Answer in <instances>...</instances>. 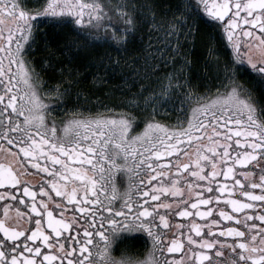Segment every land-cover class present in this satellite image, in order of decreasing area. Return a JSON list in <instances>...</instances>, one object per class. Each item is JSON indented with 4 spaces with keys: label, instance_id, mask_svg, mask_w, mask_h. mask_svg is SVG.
I'll return each instance as SVG.
<instances>
[{
    "label": "snow or ice",
    "instance_id": "snow-or-ice-1",
    "mask_svg": "<svg viewBox=\"0 0 264 264\" xmlns=\"http://www.w3.org/2000/svg\"><path fill=\"white\" fill-rule=\"evenodd\" d=\"M201 7L210 19L201 15ZM102 12L99 3L48 0L43 11L33 14L27 9L24 0H0V138L8 144H15L19 153H22L35 169L50 174L53 179L49 183L57 195L75 201L79 213L84 214L82 219L92 217L89 221L91 225H95L96 222L97 213L94 210L96 206L109 216L113 213V201L118 194L115 187L109 193L105 183L106 177L117 168L126 170L130 176V185L120 196L123 207L127 209L126 212L119 213L123 217V226L133 231L141 229L147 231L153 238L154 245L160 247H163L161 234L154 222L156 209L163 207L171 211V208L167 203L149 206L146 198L150 196L151 200L156 201L158 195L150 194L144 182L137 180V173L144 169L145 165H148V171L151 172L153 157L157 160L161 157H171L173 153H180L183 148V155L188 162L177 161V175L189 169L191 165L194 170L190 172V176L198 178L201 183L187 182L189 194L194 195L195 199L191 201L190 206H184L178 201L180 208L175 215L210 218L215 209L220 217L209 219L206 225L207 239L200 238L205 225L195 221L191 223L189 231L182 234L188 242V252L191 253V257L187 258V264H202L203 261L213 264L208 251L204 250L213 249L215 245L222 249L227 244L226 240L213 238L214 233L237 238L232 248L234 252L238 245L239 258L233 260L232 264H264V229H260L254 222V220L264 222V166L259 167L258 181L248 171L242 173L243 181L235 178L236 165H247L257 157L264 159V102L257 98L251 88L237 80V73L243 67L242 63L233 66L226 62L217 90L214 93L209 90L208 95L197 94L193 97L191 94L181 93L180 89L187 82H181L173 73L168 74L167 86L161 80L160 92L153 90L143 97L142 103L145 111L151 107V114H155L162 106H171L172 110L178 113L174 126L165 127L162 123L148 122L142 132L132 135L130 132L132 122L123 115L120 118L98 115L69 121L64 125L61 134L55 120L51 123L46 120L47 107L40 97L38 88L39 73L30 66V59H26L29 49L35 42L34 34L39 33L40 25L47 23L49 17L56 18L53 19V24L60 25L70 24L72 20L68 17H71L74 18L76 25L86 24L89 30L95 29L91 35L96 38L101 27L107 29L109 26L104 22ZM128 15L127 26L122 29L124 35L122 36L114 27L111 38L124 42L127 36L137 30V21L131 13ZM198 20L213 27H219L217 21L223 23L227 39L238 54L241 47L239 43L241 32L244 37L252 38L253 30L259 29L256 38L260 43L257 47L264 52V0H212L211 3L209 0H198V3L185 0L179 10V17L174 14L170 19L161 17L158 20L153 14L149 28L165 32L168 38L165 49L170 48L171 54L176 55L180 54L183 47L182 36L187 39L198 30L196 27ZM105 36L107 38V33ZM172 37H175L174 42ZM165 49L156 48L149 52L145 56L146 64L149 61L158 63L163 59ZM156 52L161 55L157 56ZM248 64L259 77V82L264 84V58L258 64L248 58ZM141 88L144 86L141 85ZM64 92H67V89ZM64 92H58V95H63ZM193 100L195 106L191 107L189 113L188 103ZM10 152L11 149H6L5 157L0 159H6L7 153ZM14 162L13 160L0 163V186L9 189L0 194V200L5 196L15 197V192L20 191L19 186L23 183V196L32 198L31 211L38 216L42 214V219L47 228L51 229L54 239L50 240L41 218L35 219V227L31 229L30 234L24 227L19 226V221L16 222L17 226H6L5 219H0V233L6 238H0V264H56L57 261L63 264L65 258L67 264H95L90 251L93 245L92 237L99 236L103 240L100 247H106L109 235L103 229L93 233L86 228L84 232L86 243L80 244L81 256H84V259L73 260L71 257L75 248L66 252L65 249L69 246L64 241L67 237L61 235L70 228V222L55 217L44 200H40V206H37L35 201L37 192L33 191L27 182L22 181V174L11 166ZM74 164L79 166L73 167ZM209 167L211 170L205 174V169ZM221 174L224 177L223 182L218 179ZM168 175L167 172L156 173V176L161 178ZM229 178L234 180L231 185L227 183ZM148 179L151 180L153 177L149 175ZM60 180L81 183L79 188L74 187L67 191L62 190ZM245 186L249 189H259V192L243 190ZM152 187L156 189V185ZM13 188L15 192L12 191ZM205 189L209 193L207 196L203 194ZM170 190L174 196L181 192L177 187V179H172L170 187L162 186L157 189L158 192ZM237 190L248 199L233 198ZM45 191L44 186L39 188L40 193ZM213 192L218 194L213 195ZM23 196L20 197L21 200ZM222 202H225L232 211H226L221 207ZM86 203L92 207L82 206ZM233 213H242L243 220ZM99 218L102 221L106 219L103 214ZM222 221H238L245 224L247 234L238 227H213L220 225ZM106 222L110 226H115L109 229L110 232L121 229V224L114 219L109 218ZM159 222L164 228L169 227L165 215H159ZM248 236L251 239H248ZM257 240L259 243H256ZM45 246L47 250H44ZM192 246H199L204 250L194 251ZM181 247L182 240L173 239L167 247V252H179ZM85 253L88 255L85 256ZM216 254L221 255L219 249L216 250ZM184 259L182 258L181 262L173 261V264H182ZM145 264H160V261H153L150 256Z\"/></svg>",
    "mask_w": 264,
    "mask_h": 264
},
{
    "label": "flooded vegetation",
    "instance_id": "flooded-vegetation-1",
    "mask_svg": "<svg viewBox=\"0 0 264 264\" xmlns=\"http://www.w3.org/2000/svg\"><path fill=\"white\" fill-rule=\"evenodd\" d=\"M104 1L108 0H82V2L85 3H99L103 9V12L107 15H112V13L108 10V8L103 7ZM189 2H196L198 3V0H189ZM212 0H209V3H211ZM24 3L27 6V9L35 14L37 11H43V8L48 3V0H24ZM201 15L204 16L206 19H210L206 16V13L203 12V8H200ZM103 15V13H101ZM85 17H87V12H85ZM53 19L49 17L47 23L40 25V30L38 34H34V43L32 44L31 49L28 51V55L26 56V59H30V66L35 68L36 72L39 73V79L42 80L40 82L49 85L52 89L53 87L58 89L59 92H64L65 89H67V92H64L63 95H66L68 93L69 87L68 84L64 81L60 82L59 79L62 76V69L60 70L59 74L57 75L56 72L52 71L50 67H46L44 70H42V64L39 62L40 60L37 58L38 55H40L43 51L45 53H49L51 58L53 57L52 54L53 51L61 52L59 56L57 57L59 60H55L53 62L56 63L58 68L62 67V61L61 59H66L65 56L61 57V54L66 51L63 47H60V44L63 43V41H57L56 43H50V40L47 38L49 36H52L53 34H59V33H66L70 32L71 28L76 29V24L74 22V18L68 17V19L72 20V22L68 25H60V24H53ZM95 19V17H93ZM197 22H200L199 20ZM219 24V27H213L209 26L208 24L202 23L205 25L209 32V48L207 50V59L210 61V57L215 59L217 56H221L220 59H222V65H225L226 62L229 64L235 66L239 64H243V67L240 68V70L237 73V80L241 83L246 85L247 87L251 88L253 92L256 94L257 98L264 102V84H261L259 82V77L256 76L253 72V69L250 64H248V58H251L254 63H259L262 58H264V52L261 51L260 48L257 47L259 45V39L256 38L257 34L259 33V29L253 30V37H244L242 32L240 35L239 43H240V51L239 54L234 49L233 44L228 41L227 34L224 31V24L220 22H216ZM235 40V37H234ZM95 45V44H94ZM251 45V47H250ZM117 46H114V49H116ZM127 45H121L118 46L119 51L125 50ZM96 52L99 53V46L96 47ZM113 51V50H112ZM39 61V62H38ZM58 77L57 82L54 81V79ZM220 80V79H219ZM219 86V82H214L213 84H209L207 87H202L195 91V94L199 95H208L209 90L211 92H215ZM40 94V92H39ZM62 95V96H63ZM41 99L45 106L47 107L46 112V120L51 123V121H56V126L61 134L63 127L65 124H67L71 120H83L87 119L84 117L87 116H93L90 113L86 114H80L81 116H69L67 115L68 111L71 110H64L66 112L65 114H62L61 112L63 110H56L52 109L48 106V104L51 103V100L41 96ZM195 106V102L188 105V112H191V107ZM76 111V110H75ZM134 115H138L139 113L135 112L132 113ZM116 115V114H113ZM178 113L176 111H173L172 114H170V118H168L165 121H156L158 123H162L165 125V127L174 126L176 123V117ZM148 121H144L141 123H138L136 125H132V128L130 129V132L132 135H135L137 133H140L144 130L146 124ZM186 126V121H185ZM0 157H5L6 149H11L10 153H7L6 159H0V163H7L9 161H15L11 164L13 169L17 171L18 173H21V179L23 182H27L33 189V191L37 192V196L35 198V201L37 202V206L39 207V201L44 200L46 204L48 205L49 210L53 212V215L60 219H65L70 222V228L64 232H62V237H67V239L64 241L69 247L65 249L66 252L71 251L72 248H75V252L72 255V259L76 260L79 258L80 260L84 259V256H81L80 252V244L86 243L87 238L84 235L85 229L87 228L88 231L97 233L103 229V231L106 234H110L109 229L111 227H115L114 225L110 226L107 224V219H114L118 223L121 224V231L119 233L113 234L114 243L112 244L110 251L113 255H120L122 250L128 251L132 253L136 258L147 261L149 257L151 256L153 261H160V264H173V261L175 262H181L182 258H185L182 264H187V258L191 257V253L188 252V242L183 237V233H187L190 229L191 223L195 221L196 223H200L202 225H205V227L202 228L201 237L207 239V224L209 219H220L218 215V211L214 209L213 214L210 218H200V217H179L175 215L176 211H179L180 204L177 202H181L184 206H190V203L192 200L195 199L194 195H190L188 188H187V182L188 181H195L196 183H201V181L198 180V178H193L190 176V172L194 170V168L190 165V168L187 170H184L182 173L177 175L176 173V163L177 161L185 162L187 163V158L183 155L184 149L182 148L180 153H173L171 157H161L159 160H157L155 157L152 158V170L151 172L148 171V165H145V168L142 169L139 173H137V180H142L144 182L145 187L150 191L151 195H158V200L153 201L151 200L150 196L146 198V202L149 204V206H153L156 203H160L161 205L167 203L169 204L171 211L167 208H159L156 209L157 215L155 217V224L157 225V230L161 234V244L163 247H160L159 245H154L153 238L149 236L148 232L145 230H135V231H128L127 227L124 228L123 226V217L119 215L121 212H126L127 209L123 207V201L120 199V196L129 188L130 185V176L127 173L126 170H121L119 168L113 170L111 175L109 177H106L105 183L107 186V190L109 193L111 192L112 188L115 187L117 192V198L113 201V213L111 216L107 212H102L101 209H99V206H96V209H94L97 213V218L95 225H91L89 221L92 219L91 216H88L86 219H82L84 214L79 213L78 211V205L75 201H69L65 196H58L56 191L51 187V184L49 183L50 180L53 179V177L48 173L40 172L39 170L35 169L32 164L28 163V160L23 157L22 153H19V150L16 148L15 144H8L6 141H4L2 138H0ZM170 162V163H166ZM79 165L74 164L73 167H78ZM264 166V159H261L260 157H257L256 160L250 161L249 164L240 166H235V173L237 179L244 180V177L242 176V173L245 171L251 172L254 176V179L258 181L259 176V167ZM58 167V166H57ZM105 167H107V164H105ZM222 168V166H221ZM210 167L205 169V174L207 171H210ZM164 173L167 172L168 176L158 177L156 176V173ZM151 175L153 179L149 180L148 177ZM177 179V187L181 189V192L177 195H173L172 191L158 192L157 189L161 188L162 186L170 187L172 184V179ZM222 182L224 181V177L221 174V176L218 178ZM59 183L62 186V190L71 191L72 188L76 187L79 188L80 181H76L73 183L72 181L64 182L63 180H60ZM206 183V182H204ZM227 183L229 185L234 183V180L229 178L227 180ZM156 185V189H154L152 186ZM41 186H44L46 191L45 193H40L39 188ZM20 191L15 192V188L12 189L13 192H15V197L13 196H5L3 200H0V219H5L6 226H17V221L20 222L19 226H22L25 228V231L30 234V231L32 228L35 227V219L41 218V216H38L36 213H33L31 211V202L32 198L23 196V183L19 186ZM213 188H215V185H213ZM9 189L5 186H0V194H3L5 191H8ZM199 190V189H194ZM243 190H253L256 192H259V189H249L246 186ZM143 191V188L141 189ZM203 194L207 196L209 193L207 190H203ZM213 195L218 194L213 192ZM23 196V200L20 199V197ZM80 192H77V197L79 198ZM233 198L237 199H244L247 200L248 198H245L242 196V193L237 190L234 193ZM84 207H92L91 204H84L82 205ZM221 207H224L226 211L231 212V208L225 203L222 202ZM206 207V206H201ZM191 210V209H190ZM194 211V210H192ZM103 214L106 219L102 221L99 217ZM235 214V213H233ZM159 215H165L169 222V227L164 228L163 225H160L159 222ZM240 217V220H243V214H235ZM253 215L255 216V212L253 211ZM255 223H257L260 226V229H264V222H261L259 220H254ZM42 224L45 228V231L49 233L50 240L54 239V234L51 232V229H48L46 226V223H44L42 219ZM179 225H184L185 227H178ZM213 227H222V228H228V227H238L241 231H245L247 234V228L246 225L243 223H240L238 221H222L220 225L213 226ZM194 238L195 234L193 233ZM0 238L3 237V233H0ZM213 238L215 239H221L226 240L227 244L224 248L220 249L219 245H215L213 249L204 250L199 248V246H192L194 251H208L209 258L213 260V264H232L233 260H236L239 258V252L240 249L238 248V245L235 248V251L233 252L232 246L236 244V237H223L219 236L218 234L213 235ZM58 239V238H57ZM93 245L90 249L93 259H97V256L95 254L99 253L101 249V245L103 244V240L96 235H93ZM173 239H181L182 240V247L179 252L174 253H168L167 247L171 244V241ZM248 239H251L250 236H248ZM256 243H259V240L256 241ZM22 245V240H21ZM87 246V245H86ZM154 249V251H153ZM219 249L221 252V255L217 256L216 250ZM47 250L46 246L45 249ZM58 250V249H57ZM88 253H85V256H87ZM56 264H61L60 261H57ZM63 264H67V259L65 258L63 260ZM202 264H208V261H203Z\"/></svg>",
    "mask_w": 264,
    "mask_h": 264
},
{
    "label": "rangeland",
    "instance_id": "rangeland-1",
    "mask_svg": "<svg viewBox=\"0 0 264 264\" xmlns=\"http://www.w3.org/2000/svg\"><path fill=\"white\" fill-rule=\"evenodd\" d=\"M153 0H108L104 1L103 7L108 8L112 15H107L102 12V18L109 26L107 29L101 27L99 30L98 37L94 38L91 32H95V29L89 30L88 26L76 25L75 28H71L72 36L69 40V50H72L75 55L81 53L84 57L85 51L88 49H96L99 46V54L96 55L98 58H94V62H99L101 67L95 72V79H91V82L98 88L104 89L103 96L96 99H83L79 93L75 94L72 90H68L66 95H58V89L50 88L40 81L38 82V88L40 95L51 100L48 106L52 109L63 110L61 113L65 114L64 110H71L67 112L69 116H81L80 114L90 113L96 116H104L111 118H120L122 115L125 119L132 122V125L148 121H165L170 118L172 110L171 106L161 107L155 114H151L152 110L149 106L148 110H144L143 97L147 96L150 92L155 90L157 93L160 92L159 82L162 80L164 85H168L169 79L168 74L173 73L174 76H178L181 82L186 81L180 89L181 93L191 94L193 97L196 96L195 91L203 87L209 86L214 82H219V79L223 77L224 65H222L221 56H217L215 59L210 57L205 58V61L201 64L202 70H192L190 73V64L188 62V54L190 47L194 44L195 32L187 39L181 38V44L183 45L180 54H171V49H165L167 37L165 32L158 29H150L149 24L151 23V16L154 14L159 20L161 17L170 19L174 14L179 17V10L185 3V0H173L171 3V9L162 11L161 14L156 12L152 6ZM151 8V11L149 9ZM128 13H131L132 17L137 21V30L125 38L124 42L117 41L111 38L113 28L120 31L123 36L122 29L127 26L129 19ZM109 18L111 22L109 23ZM167 27V25H165ZM107 33V38L105 36ZM173 42L175 37H172ZM136 42L139 47L135 53H122L119 51L118 46L131 45ZM95 44V45H94ZM114 46H117L114 49ZM206 46V51L208 48ZM185 47L187 49H185ZM161 48L165 49L163 53V59L158 63L156 61L145 62V56L153 49ZM193 48V47H192ZM103 49L102 54L100 50ZM113 50L114 54H107L106 50ZM126 50V49H125ZM123 51V50H122ZM110 52V51H108ZM52 58L49 53L43 51L37 58L42 64V70L46 67L59 74L61 68H58L55 60H59L55 56H59L61 52L53 51ZM111 53V52H110ZM67 50L61 54V58L66 56ZM157 56L161 53L156 52ZM95 56V57H96ZM120 56V57H119ZM207 57V53L205 55ZM137 62V63H136ZM204 68V69H203ZM111 72L112 74L117 73L120 82L113 84L111 87L101 85V79L106 77V74ZM58 77L54 79L57 82ZM141 85L144 88H141ZM173 87L175 86V79L172 80ZM106 88V89H105ZM98 89L95 91L98 92ZM140 94V95H137ZM135 102V103H131ZM194 103L189 101L188 105ZM177 107L179 101H176ZM76 110V111H75ZM139 113L134 115L132 113ZM116 114V115H113ZM93 116H87L84 118H92ZM147 123V122H146Z\"/></svg>",
    "mask_w": 264,
    "mask_h": 264
},
{
    "label": "trees",
    "instance_id": "trees-1",
    "mask_svg": "<svg viewBox=\"0 0 264 264\" xmlns=\"http://www.w3.org/2000/svg\"><path fill=\"white\" fill-rule=\"evenodd\" d=\"M173 0H153L152 6L156 12L162 13V11H167L171 9V3ZM197 31H195V38L193 48L190 47V51L188 54V62L190 64V73L192 70L201 71V64L205 61L206 58V46L210 44L209 35L210 32L208 28L203 25L201 22H196ZM72 34L68 31L66 33L53 34L52 36L47 37L50 40V43H56L57 41H63L60 44V47H63L67 50L66 59H61L62 61V76L59 79L60 82L64 81L68 84L70 90L73 93L82 95L83 99H96L103 96L104 89H98L92 82L91 79H95V72L98 70L101 65L99 62H94V58H98L99 53L96 50L91 49L87 50L84 53V57L81 56V53H77V55L69 50L67 47L69 46V40ZM70 47V46H69ZM139 45L136 42H133L131 45H127L126 50L121 51L124 53H135L138 51ZM210 46H208L209 48ZM207 48V50H208ZM185 49H187L185 47ZM103 52V49L100 50ZM107 54H114V51L108 49L106 50ZM110 51V52H108ZM96 56V57H95ZM120 57V56H119ZM61 58V57H60ZM137 63V62H136ZM100 69V68H99ZM204 69V68H203ZM101 85L111 87L113 84L120 82V78L117 73L112 74L108 72L106 77L100 78ZM98 89V92L95 90ZM106 89V88H105Z\"/></svg>",
    "mask_w": 264,
    "mask_h": 264
},
{
    "label": "clouds",
    "instance_id": "clouds-1",
    "mask_svg": "<svg viewBox=\"0 0 264 264\" xmlns=\"http://www.w3.org/2000/svg\"><path fill=\"white\" fill-rule=\"evenodd\" d=\"M128 231H133L127 229ZM121 229L110 232L106 247L102 246L99 253L95 254V264H145L144 260L136 258L132 253L122 250L120 255H113L110 251L112 244L114 243L113 234L119 233Z\"/></svg>",
    "mask_w": 264,
    "mask_h": 264
}]
</instances>
